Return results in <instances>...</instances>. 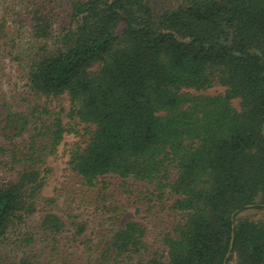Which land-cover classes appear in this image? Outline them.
<instances>
[{"label":"trees","instance_id":"obj_1","mask_svg":"<svg viewBox=\"0 0 264 264\" xmlns=\"http://www.w3.org/2000/svg\"><path fill=\"white\" fill-rule=\"evenodd\" d=\"M5 2L0 72L19 62L26 89H0V264H264V216H239L264 210V0ZM63 95L73 126L52 108ZM68 133L71 180L175 213L161 251L120 217L82 257L63 251L70 228L43 190Z\"/></svg>","mask_w":264,"mask_h":264},{"label":"rangeland","instance_id":"obj_2","mask_svg":"<svg viewBox=\"0 0 264 264\" xmlns=\"http://www.w3.org/2000/svg\"><path fill=\"white\" fill-rule=\"evenodd\" d=\"M5 5L2 9L8 8L13 0H4ZM2 3V2H1ZM161 4V1H159ZM14 4V3H13ZM14 7V6H11ZM19 7V6H18ZM2 8V7H1ZM15 9H17L15 7ZM12 13V10H11ZM9 23L14 25L12 17H9ZM21 47L17 50L23 57L27 59L29 51L35 46V41L28 35L27 26L23 29V34L20 37ZM25 49V52H24ZM25 62H22L24 64ZM19 62L5 61V67L0 72V89L6 92L7 96L18 98L19 93L26 89L24 80L20 77ZM224 87L216 85L207 92L215 94L223 92ZM17 93V94H16ZM238 107V100L234 101ZM54 112H59L63 122L67 126H73L74 121L68 117L69 102L66 95H63L60 100L54 101L52 104ZM82 131L83 124L76 126ZM79 139L78 134L68 133L55 155L46 158V167L52 169L46 187L43 190L44 196H53L56 198L54 211L65 219L69 226V230L61 236V247L66 253L75 254V258L84 255L85 246L82 241L89 236H97L101 233H107L108 229L114 227L113 219L120 217L121 221L135 220L142 222L147 231L146 241L151 251L156 249L162 250V236L172 227V223L177 216L168 208L151 206L150 202L142 198L135 192V195L130 198L118 189L116 181L108 178L109 185L105 190L106 195L101 198L98 191H88L86 188L78 185V180L70 179L67 169V161L69 159V148L73 142ZM141 185V182H137ZM100 192V191H99ZM241 217L259 218L264 216V210L249 207L239 213ZM74 218L78 221L85 222L87 229L82 237L74 236L71 222ZM98 240V238L96 239ZM77 260V259H76ZM83 264H90L83 260H79Z\"/></svg>","mask_w":264,"mask_h":264},{"label":"water","instance_id":"obj_3","mask_svg":"<svg viewBox=\"0 0 264 264\" xmlns=\"http://www.w3.org/2000/svg\"><path fill=\"white\" fill-rule=\"evenodd\" d=\"M249 206H251V205H249ZM236 214H237V212L233 214V218H234V216H235ZM232 246H233V238L231 239V242H230V248H229V250H228V253H227L226 257L229 256Z\"/></svg>","mask_w":264,"mask_h":264}]
</instances>
